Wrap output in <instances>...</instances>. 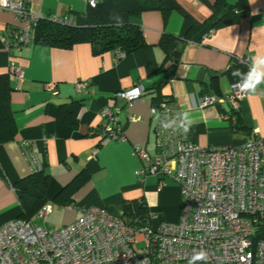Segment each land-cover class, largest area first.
Listing matches in <instances>:
<instances>
[{
  "label": "crops",
  "instance_id": "crops-1",
  "mask_svg": "<svg viewBox=\"0 0 264 264\" xmlns=\"http://www.w3.org/2000/svg\"><path fill=\"white\" fill-rule=\"evenodd\" d=\"M18 1L42 19L85 25L89 0ZM176 2L199 24L213 21L214 0ZM229 4L237 20L203 38L202 33L200 42L192 41L197 36L193 32L191 40L184 39L190 23L177 10L143 11L139 22L146 45L121 57L118 50L96 54L85 42L70 48L32 41L6 47L4 41L11 39V31L20 22L12 12L0 9V75L9 73L10 66L23 70L21 80L9 73L16 133L0 144V226L21 218L23 208L14 184L35 170L21 145L24 140L35 142L40 169L49 174L45 203L51 211L44 220L33 215L34 224L50 220L53 225L46 227L57 230L78 218L68 205L98 206L117 214L124 203L138 199L154 215L153 225L161 219L179 221L182 197L176 180L138 174L142 161L133 147L141 146L150 156L158 152L159 116L152 115V107L167 102L177 114L189 111L194 123L185 137L201 147L238 144L252 132L264 137V85L249 93L237 111L228 103L198 108L202 94L220 97L228 93L238 81L232 72L248 71L249 65L242 62L245 57L264 52V0H229ZM162 38H173L167 51L160 45ZM174 51L180 52L177 63ZM169 66L173 67L171 76L159 84ZM79 81L87 86L76 92ZM47 82H56V94L46 90ZM135 86H141L143 93L131 106L115 96ZM103 107L119 108L115 124L124 140L102 141ZM80 174L85 180L71 194H64L70 200L63 201L58 194Z\"/></svg>",
  "mask_w": 264,
  "mask_h": 264
},
{
  "label": "built area",
  "instance_id": "built-area-1",
  "mask_svg": "<svg viewBox=\"0 0 264 264\" xmlns=\"http://www.w3.org/2000/svg\"><path fill=\"white\" fill-rule=\"evenodd\" d=\"M94 3L89 0L90 5ZM0 9L12 12L20 22L11 31V39L4 41L6 47L31 42L32 27L41 17L18 0H7ZM56 22L73 25L68 19ZM242 62L250 65V57ZM8 72L18 80L23 77L19 67L10 66ZM236 84L220 97L202 94L198 108L228 103L237 111L249 94L241 93ZM86 86L79 81L75 90L81 92ZM45 88L57 93L56 82H47ZM142 93L143 88L135 86L115 96L131 106ZM119 111L118 107L102 108V141L125 139L115 124ZM152 115L160 120L179 119L175 106L167 102L152 107ZM155 133L158 152L154 156L141 146L133 147L142 161L138 174L176 180L182 197L179 221L161 219L153 225L154 215L148 212L144 223L138 219L129 223L122 210L112 214L98 206L68 205L78 218L57 230L23 218L0 226V264H188L200 250L208 253V260L197 264H264V137L252 132L238 144L201 147L185 134L163 131L159 122ZM21 145L34 171L39 170L42 164L35 142L24 140ZM50 211L45 203L37 217L44 220Z\"/></svg>",
  "mask_w": 264,
  "mask_h": 264
},
{
  "label": "trees",
  "instance_id": "trees-1",
  "mask_svg": "<svg viewBox=\"0 0 264 264\" xmlns=\"http://www.w3.org/2000/svg\"><path fill=\"white\" fill-rule=\"evenodd\" d=\"M94 2V5H88L85 25H67L41 18L32 27L31 41L58 48H70L74 44L85 42L91 45L96 54L110 50L129 54L146 45L139 22L140 14L146 10H161L164 13L171 10L180 12L190 23L188 35H185L184 39L191 40L190 32L197 35L192 41H200L199 36L202 33L207 34L237 20L229 0H214L213 21L204 24H199L191 18L176 0H94ZM117 17L121 22H117ZM170 40L172 45L173 38H169V41L164 38L160 40V45L165 47L166 51L170 46ZM172 68L169 66L166 69V74L159 84L164 83L171 76ZM11 91L10 74L0 75V144L13 139L16 133L10 110ZM81 176L82 174L78 175L76 180L62 189L58 195L63 198L64 194H71L73 190L78 189L85 180ZM48 181L49 174L39 169L15 182L14 188L23 208L21 218L29 220L45 204ZM69 200L63 198L66 202ZM121 210L129 223H135V219L136 222L138 219L141 223L147 220L148 209L142 200L126 202Z\"/></svg>",
  "mask_w": 264,
  "mask_h": 264
},
{
  "label": "clouds",
  "instance_id": "clouds-1",
  "mask_svg": "<svg viewBox=\"0 0 264 264\" xmlns=\"http://www.w3.org/2000/svg\"><path fill=\"white\" fill-rule=\"evenodd\" d=\"M0 5H7V0H0ZM117 22H121L117 17ZM247 72H242L236 69L232 72L233 77H237L238 81L234 87H237L241 93L249 94L255 93L256 90L264 85V52H257L251 58ZM179 119L160 120L157 116L156 119L160 123L163 131H171L173 133L187 134L194 121L192 120L189 111L178 113ZM208 253L204 250L196 252L190 259L188 264H197V261H207Z\"/></svg>",
  "mask_w": 264,
  "mask_h": 264
},
{
  "label": "water",
  "instance_id": "water-1",
  "mask_svg": "<svg viewBox=\"0 0 264 264\" xmlns=\"http://www.w3.org/2000/svg\"><path fill=\"white\" fill-rule=\"evenodd\" d=\"M179 54H180V52H179V51H174V54H173V56H174V62H175V63H177V62H178Z\"/></svg>",
  "mask_w": 264,
  "mask_h": 264
},
{
  "label": "rangeland",
  "instance_id": "rangeland-1",
  "mask_svg": "<svg viewBox=\"0 0 264 264\" xmlns=\"http://www.w3.org/2000/svg\"><path fill=\"white\" fill-rule=\"evenodd\" d=\"M41 223H42V222H41ZM43 223H45V224L48 225V226H52V225H53V223H52L50 220H48L47 222H43ZM45 224H44V226H46ZM48 226H47V227H48ZM48 228H49V227H48ZM49 229H51V228H49Z\"/></svg>",
  "mask_w": 264,
  "mask_h": 264
}]
</instances>
